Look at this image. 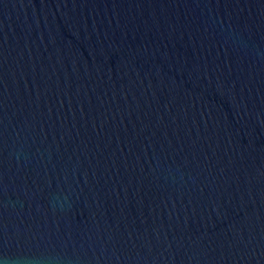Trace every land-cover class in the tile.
Instances as JSON below:
<instances>
[{"label":"water","instance_id":"95a60500","mask_svg":"<svg viewBox=\"0 0 264 264\" xmlns=\"http://www.w3.org/2000/svg\"><path fill=\"white\" fill-rule=\"evenodd\" d=\"M0 264H264V0H0Z\"/></svg>","mask_w":264,"mask_h":264}]
</instances>
